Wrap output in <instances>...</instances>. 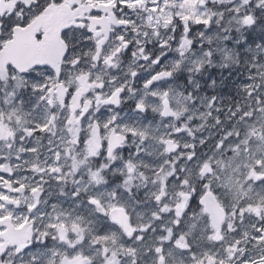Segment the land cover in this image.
<instances>
[{
    "label": "flooded vegetation",
    "instance_id": "af4514ba",
    "mask_svg": "<svg viewBox=\"0 0 264 264\" xmlns=\"http://www.w3.org/2000/svg\"><path fill=\"white\" fill-rule=\"evenodd\" d=\"M25 2L31 13L25 9L24 14L31 19L37 9L32 0H0V196H8L0 200V217H11L0 224V264H70L77 256V264H119L118 258H102L96 237L120 234L116 246L128 244L144 230L146 204L188 192L176 174L182 178V170L201 168L200 178L214 177L215 164L218 171L226 166L230 185L215 189L210 179L211 187L202 189L192 173L199 201L174 227L166 223L176 215L174 207L168 217L158 216L156 227L161 225L166 240L174 243L176 230L202 211L207 229L219 237L217 246H238L240 264L264 254V245L253 240L264 222V9L245 0H135L127 11L120 9V19L127 23L119 25L110 22L117 12L101 7L107 0H65L66 8L18 26L8 5L15 9ZM55 2L59 9L61 0ZM198 6L209 16L207 23L197 24ZM94 8L100 11L98 19L109 22L108 38L93 59L89 53L97 52L95 38L87 28L74 29L79 64L69 72L58 31L90 24ZM198 37L211 41L198 43ZM145 48L155 63L140 57ZM123 49L131 55H120ZM207 50L209 57L201 62L199 52ZM201 63L217 67L198 78L195 93L188 90L187 75L171 79L178 65H187L191 74ZM81 76L87 79L81 81ZM118 88L123 89L120 103H103ZM140 102L144 110L136 107ZM41 126L48 131H38ZM128 162L135 163L136 172L125 185ZM96 172L103 183L92 179ZM33 188L40 191L33 193ZM113 192L115 199L109 195ZM209 194L225 212L219 235L201 206ZM90 197L101 198L106 210L116 205L124 212L113 221L89 204ZM184 197L193 201L192 192ZM25 220L26 226L18 229ZM74 222L84 231H76ZM61 223L63 232L49 227ZM125 224L133 235L123 230Z\"/></svg>",
    "mask_w": 264,
    "mask_h": 264
},
{
    "label": "rangeland",
    "instance_id": "374dc122",
    "mask_svg": "<svg viewBox=\"0 0 264 264\" xmlns=\"http://www.w3.org/2000/svg\"><path fill=\"white\" fill-rule=\"evenodd\" d=\"M249 3L250 6L254 9H264V0H250ZM197 12L199 20L204 21L209 18V16L204 13L205 11L201 10L199 6ZM198 38V43H209L211 41L201 37ZM261 53L264 55V47L261 48ZM199 54H202L200 56L202 59L201 62H205L209 57L205 56L209 55V50L202 51L201 53L199 52ZM198 63H200L199 60ZM260 69L264 77V64L260 65ZM202 163L203 162L199 161L198 166H200ZM225 168L226 166H222L221 170L218 171L215 164V173L212 183L213 188L217 189L220 185H223L225 187L230 185V178L232 176L230 174L228 176H225ZM200 169L201 168H199V170ZM182 172L184 173L182 175V178L178 174H176L175 176V179L177 181H181L182 189L188 188L189 178H191L192 180V189H194L195 182H193L192 169L186 168L185 170H182ZM220 172L222 175L221 180ZM188 192H185L184 190L182 191L184 195ZM184 195L180 197L175 196L174 198L167 197L165 200H163V202L156 201L154 205L146 204V207H144V211L148 214V218L145 217V219L142 218L141 220V223L144 220V222L142 223V226H144V230L138 233V237H140L139 239H133L124 246H116V242L122 240V235L109 232H105L106 234H102L115 238V243H113L110 239L106 243L102 244V258H118L117 260L119 264H137L139 261H141L143 264H160V254L156 253L155 251L157 247H160L163 249V255L165 257L164 264H196V261L193 260L194 255L196 257V260L202 259L204 261V264H210L209 257H211L215 261V264H236L238 262V259L241 258L240 249L237 245H231L230 242H226L222 246H217L215 239H213V234L207 229V224L205 222V218L203 217L204 213L202 211H199L197 214L196 212L192 213L190 215L191 223H189L187 227L181 230H176L174 243H169L166 240V233L163 232V227L161 225L159 227H156L159 220L158 216L162 213H165L168 217L172 207L175 208L176 215L174 216V218L166 219L167 226L169 225V222H171L172 227H174L178 220H185V216L188 215V211L191 209V206L190 201L185 200ZM199 198L197 201H199ZM180 204H183V207L185 209L181 208V211H179L177 208ZM165 208H167V211L164 210ZM177 212L180 213L179 216L177 215ZM181 236L184 237V240L180 243H177L176 241L179 240ZM105 248H107V252H105ZM128 249L133 250L134 255L130 254ZM235 249L238 250V253ZM113 252H115V256L112 255Z\"/></svg>",
    "mask_w": 264,
    "mask_h": 264
},
{
    "label": "snow or ice",
    "instance_id": "6c2138e0",
    "mask_svg": "<svg viewBox=\"0 0 264 264\" xmlns=\"http://www.w3.org/2000/svg\"><path fill=\"white\" fill-rule=\"evenodd\" d=\"M89 3H91V0H89ZM135 4V0H132V5H129V0H119V2H117V0H107L106 4H103L101 7L102 8H112L113 11L115 9H123L124 11H127V8L130 6H134ZM9 9H10V15L11 18L13 20L16 21L17 25H28L29 23H38V17L42 16V15H46L47 12L49 11H59L62 8H66L67 4L65 2V0H61V5L60 8H57L56 2L55 0H49V4L48 7L45 11H43L42 13H32V18L30 19L29 16H26L24 14L25 9H27L29 11V13H31V5L28 4L27 2L25 3H19L17 4L15 9H11L10 4L8 5ZM73 7H76L75 5ZM75 13H73L74 15ZM100 15V11L98 9H93L92 12L89 13L88 19H90L91 23L90 24H84V23H78V24H74L71 25L69 27H65L63 31H58V42H59V46H60V50L62 52V57L65 60L66 59V53L69 50L70 45L72 44L73 41H75L76 36L74 34V29L76 28H87L89 31V34L95 38V43H96V47H97V52L95 54L93 53H89L90 56H92L93 59H96L99 56V48L100 46L104 45L106 39L108 38V33L110 31L109 28V22H104L101 21L100 19H98ZM18 16H24V19L21 20H16V18ZM187 19V17H186ZM111 23H115V24H119V25H124L127 22L118 18V16L114 15L112 20L110 21ZM250 22V20H246L245 23ZM200 23H207V21H200L197 20V24ZM37 39H39V34L37 35ZM121 40L124 39L123 36L120 37ZM125 48L128 47L127 44L124 45ZM111 60V58H109V61ZM74 64L79 63L78 59H74L72 61ZM53 67L56 69V71H59V68L54 64ZM135 75V73L133 74ZM165 75H170L169 73H165ZM81 81L86 80L87 77L86 76H81L80 77ZM147 86V84L145 85ZM102 87V85L100 86ZM123 94V89H117L116 92L109 97L108 99L104 100L103 103L105 104H119L120 100L118 99V97L120 95ZM139 110H144V104L143 102H140L137 106H136ZM38 131L40 132H46L48 131L47 126H41L39 127ZM125 131L130 132L131 135L133 136H144L145 133L144 132H137L135 129H125ZM11 134V133H10ZM124 137H119L118 140H123ZM169 146L171 147V142H168ZM115 146V145H114ZM113 159H115V157H113ZM127 172H128V178L125 180V185H129L133 179V174L136 172V165L133 162H128L127 165ZM260 178V177H258ZM92 179L97 183H103V177L100 175L99 172L93 173L92 174ZM40 189L39 188H33L32 192L36 193L39 192ZM113 199H115L116 197V193H110L109 194ZM181 196H183L184 194L181 192L180 193ZM8 196L4 195V196H0V200H7ZM157 199H160L159 196H157ZM89 204H91L92 206H94L95 208H97L101 213H104L105 215H110V219H112L113 221H116L118 219V214H122L124 212V208L122 206L117 207L116 205H109V209H105L104 205L101 202V198L99 197H90L89 198ZM12 203H17L16 200H13ZM179 208H183V204L178 205ZM165 211H167V208L164 209ZM179 212H177V215L179 216ZM10 215H5L3 217H0V224H2L4 219H10ZM177 223H179V221H177ZM27 224V220L21 222L18 225V229H23ZM73 228L78 231V232H83L84 229L82 227H80L78 224H76L75 222L73 223ZM50 228H57L59 227L61 232L64 231L66 225L61 223L59 225L56 224H50L49 225ZM123 230L126 231L128 233L129 236L134 234V230L129 228L126 224L123 225ZM255 231L257 232L258 236H254L253 240L256 241L257 244H261L264 245V222L261 223L260 226L256 227ZM4 235V231L0 230V236ZM172 235L171 230H169V236ZM138 239L140 237H137ZM219 237H213V239H218ZM112 240L113 243H115V238L112 236H108V235H99L96 237L95 239V243L97 244H104L106 243L108 240ZM184 240V237L181 236L179 238V240H177V243H180L181 241ZM105 252H107V248L104 249ZM129 253L134 255V251L131 249H128ZM156 253L160 254L159 255V261L160 264H164L165 262V257L163 255V249L160 247H157L155 249ZM2 254V253H0ZM113 256H115V252L112 253ZM80 260V256H77L75 259H71L70 260V264H77V262ZM193 260L196 261V264H204V261L201 260H196L195 255L193 256ZM210 260V264H215V261L209 257ZM109 264H111V261H109ZM251 264H264V254H261L259 256V258H253L251 260Z\"/></svg>",
    "mask_w": 264,
    "mask_h": 264
},
{
    "label": "clouds",
    "instance_id": "9594fccd",
    "mask_svg": "<svg viewBox=\"0 0 264 264\" xmlns=\"http://www.w3.org/2000/svg\"><path fill=\"white\" fill-rule=\"evenodd\" d=\"M224 2H231V0H224ZM250 0H245V4L249 3ZM32 3L34 5H37V9L35 10L36 13H42L43 11H45L48 7V3H41V0H32ZM259 6V5H258ZM122 11L120 9H115L114 12H117V16L118 18H120L119 16V12ZM251 26V25H250ZM114 35H115V30H114ZM119 37L117 36V39ZM88 39H91V36L89 35ZM123 48V42L121 41V45ZM77 53V49L71 44L69 47L68 52L66 53V59H65V67L68 69L69 72L73 71V70H78L77 69V65L79 63L74 64L72 61L74 59H78L76 55ZM120 55H131V53L127 50V49H123V51L120 53ZM140 57L143 58V60L145 62H151V63H155L152 60V56L149 54V50L147 48H145V50L143 52L140 53ZM138 57V59L140 58ZM212 67H217V64L212 63V64H205V63H201L198 66L194 67L192 70L191 74H188V67L187 65H178L176 68L173 69V73L171 76V79L176 80L178 79L181 75H187L188 76V82L190 85H192V88L188 89L189 91H192L193 93H195L196 91V85L198 83V78L200 76H202L206 70H209ZM139 73H137L138 75ZM123 95V94H122ZM191 99V97H189ZM129 143H131V141H129ZM187 165V162H186ZM193 173L197 176V183L201 186V188L203 189L205 185H208V181L210 179H213V175L208 173L205 174L203 178H200L198 173H199V168H194L193 169ZM157 189L159 188V185L156 186ZM208 187H211L210 185H208ZM188 191L192 192V197H193V201H190V206H194L193 202L197 201L199 198L200 193H197L195 191H192V180L191 178H189V185L187 188ZM164 198H161V201L163 202Z\"/></svg>",
    "mask_w": 264,
    "mask_h": 264
},
{
    "label": "water",
    "instance_id": "95a60500",
    "mask_svg": "<svg viewBox=\"0 0 264 264\" xmlns=\"http://www.w3.org/2000/svg\"><path fill=\"white\" fill-rule=\"evenodd\" d=\"M210 195L211 194L204 197V199L201 201V206L204 207L206 213H210L212 216L213 226L219 235L221 232L222 223L224 221L225 212L218 203L217 199L214 196L209 197Z\"/></svg>",
    "mask_w": 264,
    "mask_h": 264
}]
</instances>
